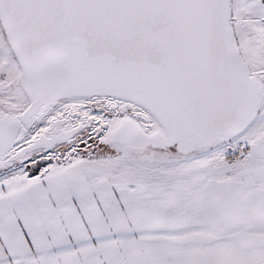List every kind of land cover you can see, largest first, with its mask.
Here are the masks:
<instances>
[{"label": "snow or ice", "instance_id": "snow-or-ice-1", "mask_svg": "<svg viewBox=\"0 0 264 264\" xmlns=\"http://www.w3.org/2000/svg\"><path fill=\"white\" fill-rule=\"evenodd\" d=\"M0 264H264V0H0Z\"/></svg>", "mask_w": 264, "mask_h": 264}]
</instances>
